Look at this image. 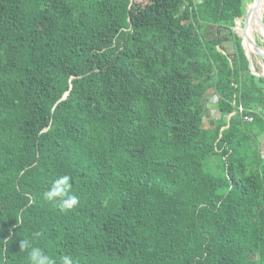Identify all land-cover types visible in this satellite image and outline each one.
I'll return each mask as SVG.
<instances>
[{"label":"trees","instance_id":"obj_1","mask_svg":"<svg viewBox=\"0 0 264 264\" xmlns=\"http://www.w3.org/2000/svg\"><path fill=\"white\" fill-rule=\"evenodd\" d=\"M253 3L0 0V264L37 232L78 264H264ZM65 173L68 213L42 199Z\"/></svg>","mask_w":264,"mask_h":264},{"label":"clouds","instance_id":"obj_2","mask_svg":"<svg viewBox=\"0 0 264 264\" xmlns=\"http://www.w3.org/2000/svg\"><path fill=\"white\" fill-rule=\"evenodd\" d=\"M73 177L69 174H61L49 182L48 187L42 193V199L59 209L62 213L74 211L80 204V198L72 192ZM41 236V233H34L30 237L23 238L20 242L21 253L27 254V264H78L70 255L64 254L59 257H53L35 245V240ZM12 241L0 239V253L6 249L5 245Z\"/></svg>","mask_w":264,"mask_h":264},{"label":"rangeland","instance_id":"obj_3","mask_svg":"<svg viewBox=\"0 0 264 264\" xmlns=\"http://www.w3.org/2000/svg\"><path fill=\"white\" fill-rule=\"evenodd\" d=\"M245 7L244 9L246 10V12H249V5L250 4H244ZM264 8V6H263ZM252 9V8H251ZM257 18V19H256ZM260 19V21H258ZM254 25H253V24ZM263 29H264V11H262V13H257L256 12V15L254 17V19H252L251 21V24H250V33H249V36H250V39L252 42H254V44L256 43L257 44V40H260L261 42L264 43V32H263ZM237 30L241 31V28L240 27H237ZM227 47L231 50V43H227L226 44ZM264 46V44H263ZM255 56V54L253 55ZM256 56H259V54H257ZM263 59H264V56H261ZM263 59H259L260 63H261V66L264 68V63H263ZM253 61H255V58L253 59ZM252 71L254 73H257L254 69V65H253V68H252ZM264 73V71H263ZM258 74V73H257ZM217 96L216 95H213L211 97V100H210V103L208 105L209 107V114L206 115V123H210V118H215L219 115L218 111L216 110V107L213 106V104H211V102H216L217 101ZM261 144H262V147L264 149V140L261 141Z\"/></svg>","mask_w":264,"mask_h":264},{"label":"water","instance_id":"obj_4","mask_svg":"<svg viewBox=\"0 0 264 264\" xmlns=\"http://www.w3.org/2000/svg\"><path fill=\"white\" fill-rule=\"evenodd\" d=\"M261 0H254L252 9L245 20V25L243 27V45L246 50V54L250 59L251 62V69L253 68V55L259 54L260 56H264V49L257 46V44L251 41L249 33H250V23L252 19H254L256 12L258 10V6L260 5ZM264 76V73L262 74ZM67 95V94H66ZM64 96V98L66 97Z\"/></svg>","mask_w":264,"mask_h":264},{"label":"bare ground","instance_id":"obj_5","mask_svg":"<svg viewBox=\"0 0 264 264\" xmlns=\"http://www.w3.org/2000/svg\"><path fill=\"white\" fill-rule=\"evenodd\" d=\"M263 6H264V0H261V3H260V5L258 6V10H257V13H262V11H264V8H263ZM257 19V18H256ZM258 21H260V19L258 20ZM251 24V23H250ZM253 24V23H252ZM254 25V24H253ZM263 32H264V29H263Z\"/></svg>","mask_w":264,"mask_h":264}]
</instances>
